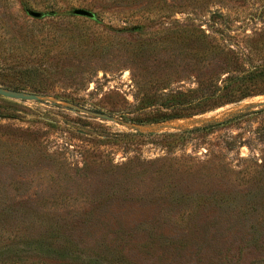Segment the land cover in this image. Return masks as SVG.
<instances>
[{"label": "rangeland", "instance_id": "1", "mask_svg": "<svg viewBox=\"0 0 264 264\" xmlns=\"http://www.w3.org/2000/svg\"><path fill=\"white\" fill-rule=\"evenodd\" d=\"M191 26L264 62V0H0V49L15 31L71 37L33 58L39 101L0 96V264H264V112L162 136L262 109L264 94L129 121L209 76ZM212 192L228 201L177 200Z\"/></svg>", "mask_w": 264, "mask_h": 264}, {"label": "trees", "instance_id": "2", "mask_svg": "<svg viewBox=\"0 0 264 264\" xmlns=\"http://www.w3.org/2000/svg\"><path fill=\"white\" fill-rule=\"evenodd\" d=\"M185 35L194 39L193 41L199 40L204 44V55L207 56L205 68L209 71V76L196 80L193 88L185 90L171 89L159 96H151L152 100L150 101H159L158 105L163 109L148 114L146 118H130V122L144 125L164 122L174 118L190 117L227 103L237 102L253 95L264 94V62L256 65L247 64L244 59V53L227 45H218L202 28L191 26L190 31H185ZM47 37V34L36 35L32 30H27L24 33L15 31L10 34L6 45H4L5 47L0 49V55L3 53L6 56L7 54L13 60L12 63H0V85L2 88L25 92L26 87H31V78L34 75L35 63H32L33 58L36 55L39 56L38 60L40 62L38 64L42 65L44 60H47L50 50L54 49L63 53L64 45H67L71 38L70 36H65L64 33L58 36L52 35L49 40ZM0 60L4 61L1 58ZM161 89H165V87H161ZM36 91L41 94L45 93L44 90ZM263 112L264 108L239 113L220 122L193 127L176 135L163 134L162 136L180 140L192 134L205 135L213 130L227 127L242 121L246 117ZM0 116L10 115L0 113ZM232 143H235V141H232ZM257 167H264V159H262L261 165L257 164ZM257 173L259 174L260 172ZM189 198L196 203L203 201L210 203L228 201L225 193L220 195L213 194V192L209 195H198L195 197L180 194L177 200H188Z\"/></svg>", "mask_w": 264, "mask_h": 264}, {"label": "water", "instance_id": "3", "mask_svg": "<svg viewBox=\"0 0 264 264\" xmlns=\"http://www.w3.org/2000/svg\"><path fill=\"white\" fill-rule=\"evenodd\" d=\"M73 13L80 16H92V14L85 9H74ZM29 14L35 18L41 16V13L35 11H29ZM0 96L15 100H39L36 94H26L25 92L11 91L2 87H0Z\"/></svg>", "mask_w": 264, "mask_h": 264}]
</instances>
